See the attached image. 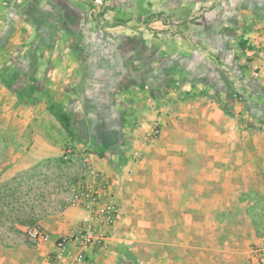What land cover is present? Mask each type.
<instances>
[{"label": "rangeland", "instance_id": "rangeland-1", "mask_svg": "<svg viewBox=\"0 0 264 264\" xmlns=\"http://www.w3.org/2000/svg\"><path fill=\"white\" fill-rule=\"evenodd\" d=\"M230 1L16 0L12 5L2 0L4 7L20 9L26 34L15 55L0 49V84L11 88L21 79L26 83L25 91L16 92L21 103L35 102L41 95L47 108L51 103L62 107L70 114L73 135L63 131L59 157L41 159L10 179L2 178L0 171V252L36 244L26 238L25 226L70 205L72 188L93 180L88 168L102 185V173L90 155L113 142L121 151H132L139 113L168 112L191 98L185 90L190 85L206 89L204 98L212 97L219 110L252 137L251 148L257 144L262 149L251 151V187L236 189L239 202L233 212L223 214L233 225L231 235L239 239L248 223L264 241V85L243 53L247 29L236 26L242 0ZM228 12L233 13L231 27L222 25L229 23ZM117 20L123 24H115ZM216 47L222 57L224 48L237 53L226 61L217 56ZM153 123L161 132V124ZM152 127L149 124L144 139ZM6 130L1 120L0 170L15 158L6 155ZM93 223L101 227L92 220L94 229ZM123 257L124 264H139L129 251ZM56 261L49 258L48 264Z\"/></svg>", "mask_w": 264, "mask_h": 264}, {"label": "crops", "instance_id": "crops-1", "mask_svg": "<svg viewBox=\"0 0 264 264\" xmlns=\"http://www.w3.org/2000/svg\"><path fill=\"white\" fill-rule=\"evenodd\" d=\"M9 1L14 5L16 0ZM239 7L236 11L242 18L237 17L236 26L247 29L244 40L248 48L243 53L251 58L249 63L257 68L264 85V0H242ZM18 11L4 7L0 0L3 53L15 55L23 48L26 33ZM232 14L228 12L229 23L222 21V25L232 26ZM216 50L217 56L229 61L237 53L224 48L222 57ZM19 81L20 85L11 88L0 84V121L7 128L9 143L6 155L15 156L0 170L4 179L30 169L41 159L62 154V128L48 113L41 95H36L35 102L21 103L16 92L25 91L26 83ZM191 86L185 87L191 98L170 106L168 112L139 113L132 151H121L122 146L113 142L90 155L92 165L103 176L102 200L114 202L120 218L102 246L86 253V264H124L121 258L126 251L139 264H256L249 248L263 241L254 236L248 223L243 224L240 240L231 235L233 225L224 216L239 202L236 189L251 187V151L262 149L257 144L251 148L252 137L224 115L212 97L204 98L206 89ZM154 121L161 124L160 135L144 145L143 134ZM85 218L86 213L73 202L61 213L42 218L38 224L50 235L49 241L31 248L6 249L0 252V264H48L49 258L57 260L54 264H76L75 245L67 244L58 253L55 243L85 225Z\"/></svg>", "mask_w": 264, "mask_h": 264}, {"label": "built area", "instance_id": "built-area-1", "mask_svg": "<svg viewBox=\"0 0 264 264\" xmlns=\"http://www.w3.org/2000/svg\"><path fill=\"white\" fill-rule=\"evenodd\" d=\"M153 127L150 135L144 140V145L154 142L159 134L160 127L157 123H152ZM88 173L93 180L83 182L72 188V202L75 203L86 213V226L77 229L66 237L59 238L56 243L58 253L64 250L67 244H73L76 247L75 263L86 264L85 255L96 246H102L108 236V231L116 225L120 218L118 206L110 200H102L104 185L98 183V175L88 168ZM96 220L100 225V230L91 227V221ZM24 233L26 238L36 244H44L49 241L50 235L36 222L25 226ZM249 252L255 258L256 264H264V241L252 245Z\"/></svg>", "mask_w": 264, "mask_h": 264}, {"label": "trees", "instance_id": "trees-1", "mask_svg": "<svg viewBox=\"0 0 264 264\" xmlns=\"http://www.w3.org/2000/svg\"><path fill=\"white\" fill-rule=\"evenodd\" d=\"M48 112L54 117V119L59 123L62 130L69 136L72 137V123L70 115L63 110L62 107L56 103H51L48 108ZM101 157V155H99Z\"/></svg>", "mask_w": 264, "mask_h": 264}]
</instances>
